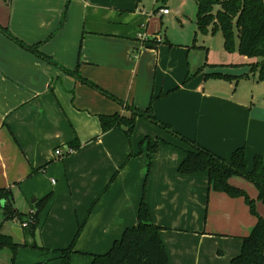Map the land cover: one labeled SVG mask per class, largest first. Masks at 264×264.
<instances>
[{
	"label": "crops",
	"instance_id": "obj_1",
	"mask_svg": "<svg viewBox=\"0 0 264 264\" xmlns=\"http://www.w3.org/2000/svg\"><path fill=\"white\" fill-rule=\"evenodd\" d=\"M153 17L142 0H0V189L24 214L51 196L36 228L45 221L56 235L68 223L77 236L82 227L75 254L91 262L138 225L144 201L169 264H233L257 219L244 198L211 190L207 172H180L193 148L173 132L227 162L244 148L252 171L256 157L264 161V101L207 87L221 81L207 73L238 63L203 62L195 46L164 37ZM153 98V115L172 132L141 116L131 133L125 125L103 130L100 116L129 119ZM67 147L75 152L56 155ZM230 184L264 215L253 183Z\"/></svg>",
	"mask_w": 264,
	"mask_h": 264
},
{
	"label": "trees",
	"instance_id": "obj_2",
	"mask_svg": "<svg viewBox=\"0 0 264 264\" xmlns=\"http://www.w3.org/2000/svg\"><path fill=\"white\" fill-rule=\"evenodd\" d=\"M193 1L197 4L196 23L198 29L206 34L210 30L212 33L220 30L224 37L225 50L229 53L237 50L243 57L253 60L254 64H252V69L259 70L260 81H264V0ZM217 6L219 9L215 11ZM5 33L18 41L23 47L28 48L32 52L39 53L38 47H29L22 41L14 38L8 31H5ZM236 42L238 44L237 48ZM40 55L43 56V54ZM46 59L50 60L48 57ZM65 71L79 78L83 83L92 88L107 94L106 91L102 90L95 83L82 78L78 70ZM192 77L193 75H189L185 84ZM210 78L230 79L229 76L217 73L207 74L206 79ZM154 101L155 98L152 99L150 107L147 110L142 111L133 108V115L129 119H125L118 114L100 116L103 130L107 131L125 125L128 128L127 132L131 133L134 129L137 116L159 124L153 115L152 105ZM159 125L172 132L169 126L164 124ZM173 134L193 148L186 153V158L179 168L180 172L186 175H192L201 171L207 172L211 190L218 193H225L232 198H244L250 208L251 214L257 219L251 233L243 239L241 254L233 260V264H264V215H260L257 212L255 200L251 199L245 191L230 184V179L233 177H242L253 183L259 192L258 199L264 206L263 159L256 157L254 168L252 171H249L244 148L236 150L233 153L231 161L227 162L211 151L201 147L195 141L184 138L175 132ZM50 198L51 196H47L36 203V222L29 224L27 228L23 229V233L36 229L39 215L47 207ZM0 202H5L4 209H10V220L18 219L21 224L27 220L28 214L14 211L8 190L0 189ZM81 229L70 247L57 251L63 264H72L73 255L76 253V251L74 252L75 244L80 236ZM160 232L161 228L153 222L152 213L148 204L143 201L138 213V225L126 230L121 239L115 241L112 248L106 254L92 255V262L90 264H169L168 253L161 239ZM19 247L20 245L14 243L11 236L3 234L0 228V251L2 252L4 249L12 251L14 255L12 264H16L15 259Z\"/></svg>",
	"mask_w": 264,
	"mask_h": 264
},
{
	"label": "rangeland",
	"instance_id": "obj_3",
	"mask_svg": "<svg viewBox=\"0 0 264 264\" xmlns=\"http://www.w3.org/2000/svg\"><path fill=\"white\" fill-rule=\"evenodd\" d=\"M142 3L149 11V14L154 12L153 15L158 18V31L161 30L162 35L166 36L171 43L188 42V45L195 46V49L199 52L198 54L203 58V62H207L209 59L210 61L238 63L236 68L230 67L216 71L217 74L229 76L230 79L227 81L223 79L221 81H207V87L211 85L224 86L230 91L231 95L245 96L246 99L253 97V102H257L259 99L264 101V81H260L259 70L252 69L254 62L249 66H243V59L240 58L244 57L237 50L233 53L227 52L224 48V37L220 30L216 33H212L210 30L206 34L198 29L196 23L197 4L195 1L142 0ZM159 8H168L171 10V15L161 20L157 16L158 13H155ZM218 9L219 7L217 6L215 11ZM237 47L238 44L236 42ZM194 54L197 55L196 52ZM201 70L203 71V68ZM4 204L5 202H0V228L3 229V234L11 236L14 243L20 245L16 254V264H63L57 251L70 247L76 238L74 234H71L70 224H62L60 226L61 230L56 235H52L43 230L44 221L34 231H25L23 240H19L11 234H13L12 229L19 224L21 225V222L9 219L10 209H4ZM18 209L20 210V208ZM78 243L79 239L75 244L74 252L78 249ZM105 252L103 253L105 254ZM13 258L14 255L11 250L4 249L2 252L0 251V264H12ZM90 262L91 257L86 253L82 255L75 254L72 259V264H89Z\"/></svg>",
	"mask_w": 264,
	"mask_h": 264
},
{
	"label": "built area",
	"instance_id": "obj_4",
	"mask_svg": "<svg viewBox=\"0 0 264 264\" xmlns=\"http://www.w3.org/2000/svg\"><path fill=\"white\" fill-rule=\"evenodd\" d=\"M156 12V11H155ZM159 14L161 15H170L171 14V11L167 8H163V9H160L158 11ZM154 14V12H153ZM143 39H146L147 38L145 36L142 37ZM156 41L157 42H161L162 41V38L160 36H156L155 37ZM75 152V149L72 148V147H67L65 151H62L61 149L57 150L56 151V155L60 158L62 157H65L67 155H70L72 153ZM36 215H37V211L36 210H31L30 212H28V215H27V220L24 221L22 224H21V228L22 229H25L29 226V224H34L36 222Z\"/></svg>",
	"mask_w": 264,
	"mask_h": 264
},
{
	"label": "water",
	"instance_id": "obj_5",
	"mask_svg": "<svg viewBox=\"0 0 264 264\" xmlns=\"http://www.w3.org/2000/svg\"><path fill=\"white\" fill-rule=\"evenodd\" d=\"M36 200L34 199L33 202H35ZM14 235L19 239V240H23L24 238V234H23V230L22 228H13L12 229Z\"/></svg>",
	"mask_w": 264,
	"mask_h": 264
}]
</instances>
